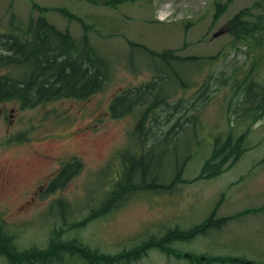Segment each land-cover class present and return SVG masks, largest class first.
<instances>
[{"label": "rangeland", "instance_id": "1", "mask_svg": "<svg viewBox=\"0 0 264 264\" xmlns=\"http://www.w3.org/2000/svg\"><path fill=\"white\" fill-rule=\"evenodd\" d=\"M103 2L0 0V32L7 31L12 17L25 26L29 17L43 16L75 40L87 34L109 67L102 89L84 100H55L26 110L15 101L0 103V235L10 239L14 252L42 250L51 240L74 241L104 257L137 253L114 264H191L178 256L186 252L236 261L227 264H264V214L255 213L264 204V117L252 123L246 109L243 119L244 106H238L232 86L264 84V32L258 34L261 46L248 43L251 47L234 45L223 31L240 10L264 16V0H122L116 7ZM132 44L201 62L158 61ZM152 68L162 72L158 96L167 103L111 118L108 107L115 97L157 80ZM4 73L16 76L18 71L2 67ZM178 78L193 86L181 88ZM207 82L208 92L197 99ZM187 108L188 117L196 118L181 119ZM142 111L145 118L136 131ZM178 118L186 127L177 131L176 124L168 133ZM230 136L227 148L235 147L238 157L223 167H231L191 182ZM141 149L148 151L141 167L134 159L128 163L131 155H142ZM73 162L79 164L76 173L64 187L51 190L62 164ZM125 170L136 172L135 182L144 171L149 184L156 174L154 184L165 187L118 190ZM213 211L211 224L200 234L169 239L162 251L148 245L202 225ZM223 217L234 222L219 225ZM0 264L7 262L0 257ZM62 264L84 263L68 257Z\"/></svg>", "mask_w": 264, "mask_h": 264}, {"label": "trees", "instance_id": "2", "mask_svg": "<svg viewBox=\"0 0 264 264\" xmlns=\"http://www.w3.org/2000/svg\"><path fill=\"white\" fill-rule=\"evenodd\" d=\"M110 1L104 0L103 4L116 7L122 0H112L114 3H110ZM219 10L221 9H217V12ZM64 13H66V10H64ZM224 29L232 36L234 45L251 43L254 47H258L263 42V36L258 34L264 32V16H255L250 14L249 9H243L226 22ZM84 35L79 40H75L67 32L62 33L57 30L43 16H38L37 18L29 17L25 26L19 25L18 21H15L12 17L7 26V31L0 34V69L4 67L6 70H16L18 74L16 76H11L9 73L0 74V103L15 101L22 109H31L55 100H84L100 91L104 83L109 79V67H107L108 64L105 58L100 57L89 44L86 38L87 34ZM132 45L142 48L158 61H162L165 58H171L175 62L186 63H197L199 61L197 57L179 58L172 55L170 51L156 53L148 51L149 49L146 50L143 46ZM248 45L251 46L250 44ZM155 70L157 73L156 81L136 87L135 90L124 91L122 95L115 97L111 101L108 107L111 118H117L138 108H142L146 113L152 107L157 106L158 108L163 103H167L164 96H158L161 86L160 80H163V78H161L162 72ZM178 80L183 88L187 87L182 85V80L179 78ZM232 86L237 90L235 91V97L237 98L238 106L241 103L244 106L241 117H244L247 109V112L252 116V123L261 120L264 117V84L257 85L256 83L248 82L244 86L242 82H233ZM208 90V82L202 84L198 89L197 99H202ZM240 92L242 93V102L239 98L240 95H238L241 94ZM194 106L192 105V107ZM173 108L176 110L175 105ZM188 111L189 108L182 111L183 116L181 119L188 117ZM145 113L142 111V119L138 122L136 131L140 130ZM176 113L180 114V110H176ZM178 119L168 133L173 131V127L176 124L182 127L178 123L180 118ZM189 119L188 117L187 121ZM243 137L244 133L236 140L235 146L237 148ZM232 139V136L226 138L227 141L224 146L213 150L196 179L217 175L223 172V165L227 161L237 159L238 154L236 155L235 147L227 148ZM154 146L155 143L152 147ZM152 147L149 151H152ZM225 147L227 150L224 149ZM238 150L240 151V149ZM141 152L143 153L139 157L136 154L128 157V163L134 159L135 163L138 164L135 166L141 167L148 151L142 149ZM72 166H76V169L73 170ZM78 166L79 164L76 162L63 166L52 180L51 190L64 187L70 177L76 173ZM212 167L213 169L210 170ZM135 176V171L125 170L122 173V179L119 181V189H137V184L142 188L158 187L160 189L159 187H164L163 185L156 186L154 184L156 182V174L153 176L151 184H149L144 171H139L137 182H135ZM106 203L108 202L106 201ZM221 222H224V220H221ZM73 226L76 227L78 225L73 224ZM199 228H202V226ZM177 235L181 234L177 233ZM4 236L0 235V257L4 258L7 264H62L68 257L78 258L84 264H97L99 262L114 264L126 258V253L115 257H104L91 252L83 246L75 245L74 241L67 244H52L50 240L49 246L45 249L14 252V247L9 244L10 239L4 238ZM168 240L169 238L165 236L159 239L158 242L153 241L148 245L162 251L167 249L165 244L167 245ZM130 253H133L132 257H127L126 260L136 258L134 257L137 254L135 250ZM212 260L223 263L227 259L207 258L205 261L210 263ZM199 264L203 263L200 262Z\"/></svg>", "mask_w": 264, "mask_h": 264}, {"label": "flooded vegetation", "instance_id": "3", "mask_svg": "<svg viewBox=\"0 0 264 264\" xmlns=\"http://www.w3.org/2000/svg\"><path fill=\"white\" fill-rule=\"evenodd\" d=\"M201 230V229H200ZM198 232H200L199 230H197L195 233H198ZM202 259V258H201ZM196 264H198V263H196Z\"/></svg>", "mask_w": 264, "mask_h": 264}]
</instances>
